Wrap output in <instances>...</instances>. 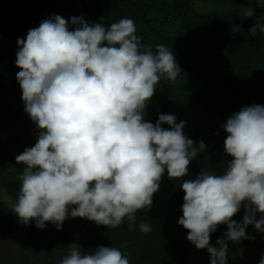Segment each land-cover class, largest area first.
I'll list each match as a JSON object with an SVG mask.
<instances>
[{"label": "clouds", "instance_id": "clouds-1", "mask_svg": "<svg viewBox=\"0 0 264 264\" xmlns=\"http://www.w3.org/2000/svg\"><path fill=\"white\" fill-rule=\"evenodd\" d=\"M256 4L264 8V0ZM254 13L242 5L239 16ZM136 32L130 18L105 27L82 16L66 21L53 15L26 39L18 38L16 79L24 110L39 132L34 146L15 157L24 167L13 212L41 230L46 222L60 230L69 216L109 229L127 218L132 228L135 213L150 210L166 171L169 179L181 180L185 193L178 224L188 230L187 240L207 250L210 264H227L228 241L249 239V225L264 232V105L243 107L222 125L224 150L232 157L223 174L202 169L195 180L183 179L190 162L206 150L204 142L194 146L183 132L185 122L177 123L174 115L159 114L155 124L144 119L157 84L175 83L182 70L172 50L163 44L153 50ZM258 32L264 34V24L248 30L251 36ZM242 202L245 215L238 223L232 217ZM221 224L227 231L214 246L210 234ZM138 227L145 234L152 230L143 222ZM59 264H130V259L113 246L90 253L71 247Z\"/></svg>", "mask_w": 264, "mask_h": 264}, {"label": "trees", "instance_id": "trees-1", "mask_svg": "<svg viewBox=\"0 0 264 264\" xmlns=\"http://www.w3.org/2000/svg\"><path fill=\"white\" fill-rule=\"evenodd\" d=\"M242 5L254 8L252 18L239 16ZM80 10L89 15L90 23L105 27L133 19L144 45L154 50L163 44L173 51L182 78L157 84L144 119L155 124L159 114L174 115L177 123L185 122L183 132L194 146L204 142L206 150L190 162L183 179L195 180L202 169L223 174L232 157L224 150L227 133L222 125L243 107L264 105V36L248 34L255 23L264 24V8L256 0H0V235L24 234L23 250L3 264H59L71 247L90 253L101 246L126 252L130 264H210L207 250H197L187 240L188 230L178 224L185 193L181 180L169 179L166 171L150 210H138L132 228L127 218L109 229L69 216L60 230L50 222L41 230L35 221L20 222L2 198L5 192L16 202L24 166L15 157L34 146L39 132L24 110L16 79L18 38L26 39L30 29L53 15L70 21ZM236 26L242 31H233ZM162 127L170 130L167 124ZM244 215L242 202L232 219L242 223ZM141 222L152 230L141 233ZM226 231V225H218L210 243L215 246ZM246 235L249 239L238 243L228 241L227 264H259L264 232L249 225Z\"/></svg>", "mask_w": 264, "mask_h": 264}, {"label": "rangeland", "instance_id": "rangeland-1", "mask_svg": "<svg viewBox=\"0 0 264 264\" xmlns=\"http://www.w3.org/2000/svg\"><path fill=\"white\" fill-rule=\"evenodd\" d=\"M81 16L86 22H91L89 15L82 10H80L78 14V17ZM261 35L264 36V34ZM2 198L12 207L16 203L14 199L5 192H2ZM23 238L24 234L22 232H14L10 235H0V264H3L4 260H9L20 254L23 250Z\"/></svg>", "mask_w": 264, "mask_h": 264}]
</instances>
